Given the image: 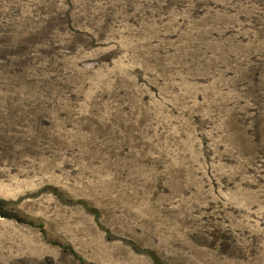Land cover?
<instances>
[{
	"label": "rangeland",
	"instance_id": "rangeland-1",
	"mask_svg": "<svg viewBox=\"0 0 264 264\" xmlns=\"http://www.w3.org/2000/svg\"><path fill=\"white\" fill-rule=\"evenodd\" d=\"M0 264H264V0H0Z\"/></svg>",
	"mask_w": 264,
	"mask_h": 264
}]
</instances>
